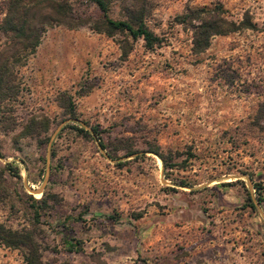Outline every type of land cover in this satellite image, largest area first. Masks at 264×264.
I'll return each mask as SVG.
<instances>
[{
  "label": "rangeland",
  "instance_id": "374dc122",
  "mask_svg": "<svg viewBox=\"0 0 264 264\" xmlns=\"http://www.w3.org/2000/svg\"><path fill=\"white\" fill-rule=\"evenodd\" d=\"M145 1L161 39L151 49L54 24L12 67L17 94L0 103V223L31 231L42 264H264V0ZM109 2L114 19L130 4ZM9 4L0 0V25ZM69 4L100 18L87 0ZM217 5L250 26L194 53L177 16ZM9 47L0 29V61ZM62 92L74 120L61 121ZM42 117L45 132L21 134ZM66 123L94 127L105 148ZM154 147L165 166L145 152ZM42 193L34 217L30 197ZM22 254L0 243V264H26Z\"/></svg>",
  "mask_w": 264,
  "mask_h": 264
},
{
  "label": "trees",
  "instance_id": "16d2710c",
  "mask_svg": "<svg viewBox=\"0 0 264 264\" xmlns=\"http://www.w3.org/2000/svg\"><path fill=\"white\" fill-rule=\"evenodd\" d=\"M99 11L100 18L93 19L89 16L80 17L73 13L69 0H10L7 13L2 20L0 29L4 35L8 36L11 48L8 54L0 61V103L8 100L17 94L16 85L13 82L12 67L23 64L26 57L33 53L39 43L40 36L45 28L54 24H62L68 28L79 25H86L90 29L106 34L120 33L129 36L131 40L140 38L143 46L151 49L160 44V37L151 31L146 25L148 14V4L145 0H128L130 4L124 7L122 18L114 19L109 16V0H87ZM220 7L212 8H187L182 14L177 16L179 23L187 24L191 30V47L194 53L205 50L210 39L214 35H223L233 32L239 28L249 27V23L244 19L241 21L228 20L220 16ZM20 55V59L16 56ZM57 104L62 110L61 121L65 118L76 119L75 108L70 95L65 92L59 94ZM257 113L264 119V100L257 107ZM49 127L46 117L39 119L30 118L20 129L22 135L45 132ZM69 127L82 135L91 136L103 149L105 145L99 137L96 129L91 127L85 129L81 124L66 123L61 128ZM47 139V138H46ZM53 156V151H51ZM137 150L128 151L131 155ZM145 152H152L159 156L165 166V160L158 152L157 147ZM109 158L116 159V155L106 153ZM15 174L18 173L15 171ZM31 198L33 216L38 217L37 203L44 202L43 193L41 197ZM258 195V202L261 201ZM251 207L254 204L251 202ZM0 243L5 246L23 250V260L26 264H42L39 246L34 241V235L29 230L11 229L0 223ZM62 243L66 250H77L78 243H71L62 237Z\"/></svg>",
  "mask_w": 264,
  "mask_h": 264
},
{
  "label": "water",
  "instance_id": "95a60500",
  "mask_svg": "<svg viewBox=\"0 0 264 264\" xmlns=\"http://www.w3.org/2000/svg\"><path fill=\"white\" fill-rule=\"evenodd\" d=\"M69 120H74V119H71V118L66 119V121H69ZM63 122H65V121H63ZM45 178H46V176H45ZM45 178H44V180H45ZM29 191H31L32 193H37V192H39V190H36V191L29 190Z\"/></svg>",
  "mask_w": 264,
  "mask_h": 264
}]
</instances>
